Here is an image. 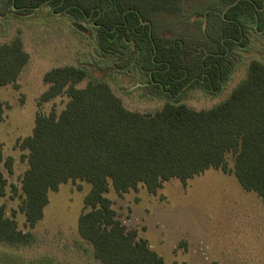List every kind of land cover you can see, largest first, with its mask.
<instances>
[{"label": "trees", "instance_id": "16d2710c", "mask_svg": "<svg viewBox=\"0 0 264 264\" xmlns=\"http://www.w3.org/2000/svg\"><path fill=\"white\" fill-rule=\"evenodd\" d=\"M46 5L92 37L96 57L110 60L112 71L137 72L145 96L164 101L154 112L130 110L105 81L89 79L83 66L47 70L38 105L57 96L67 99L59 111H37L31 133L16 140L27 167L9 185L29 229L42 218L50 191L85 181L90 189L77 232L94 259L165 264L137 229L117 217L104 195L109 187L122 194L141 185L155 194L170 179L185 185L213 168L233 174L264 203V51L246 62L224 100L201 109L184 102L191 89L216 94L252 40L264 38V0H0V17H24ZM28 60L19 35L0 42V87L14 86ZM3 113L0 102V120ZM12 165L7 157L9 173ZM7 187L0 172V197ZM30 241V231L19 229L0 204V244Z\"/></svg>", "mask_w": 264, "mask_h": 264}, {"label": "rangeland", "instance_id": "374dc122", "mask_svg": "<svg viewBox=\"0 0 264 264\" xmlns=\"http://www.w3.org/2000/svg\"><path fill=\"white\" fill-rule=\"evenodd\" d=\"M51 9L46 5L24 17L13 13L0 17V42L19 35L29 54L16 84L0 87L4 106L0 172L8 181L0 204H5L7 215L16 220L19 229L31 233L26 245L0 244V264H99L90 244L77 232V218L89 183L68 181L50 191L43 216L32 229L25 224L19 198L10 195L9 185L17 184L27 167L16 140L31 133L37 111H59L67 99L57 96L38 105L47 87L42 80L47 70L66 64L83 66L91 72L89 79L105 81L130 110L154 112L164 101L145 96L141 84H137V72L112 71L110 60L96 57L93 38L74 28L65 15L51 13ZM82 25L90 29V23ZM249 49L216 94L195 88L184 102L201 109L224 100L244 75L246 62L252 57L262 58L256 51H264V38L253 39ZM88 77L78 86H84ZM7 157L13 159L12 173L4 166ZM104 195L112 201L121 222L137 229L165 264H264V203L254 192L242 189L233 174L210 168L185 185L170 179L155 194L140 185L122 194L109 187Z\"/></svg>", "mask_w": 264, "mask_h": 264}]
</instances>
